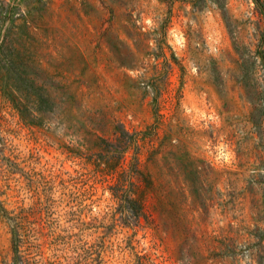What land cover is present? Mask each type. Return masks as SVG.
Listing matches in <instances>:
<instances>
[{"label":"rangeland","instance_id":"obj_1","mask_svg":"<svg viewBox=\"0 0 264 264\" xmlns=\"http://www.w3.org/2000/svg\"><path fill=\"white\" fill-rule=\"evenodd\" d=\"M0 264H264V0H0Z\"/></svg>","mask_w":264,"mask_h":264}]
</instances>
